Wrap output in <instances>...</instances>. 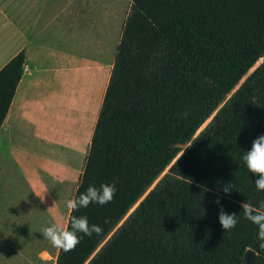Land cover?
<instances>
[{"label": "trees", "instance_id": "16d2710c", "mask_svg": "<svg viewBox=\"0 0 264 264\" xmlns=\"http://www.w3.org/2000/svg\"><path fill=\"white\" fill-rule=\"evenodd\" d=\"M24 58L0 70V127ZM260 135L264 0H131L73 199L90 185L117 191L108 204L70 210L65 229L86 216L102 233H78L56 264H85L126 216L87 264H242L247 250L250 264H264V240L240 208L264 201L242 159ZM218 198L237 214L231 230Z\"/></svg>", "mask_w": 264, "mask_h": 264}, {"label": "crops", "instance_id": "0c3cea01", "mask_svg": "<svg viewBox=\"0 0 264 264\" xmlns=\"http://www.w3.org/2000/svg\"><path fill=\"white\" fill-rule=\"evenodd\" d=\"M130 7L131 0H0V70L19 52L23 51L25 55L22 77L0 127V133L10 113L14 111L11 115L12 129L9 134L23 138L25 134L19 132L20 127L31 118L32 109L37 108L40 112L45 109V90L56 89L57 100L59 90L67 88L66 80L77 73L90 70L95 74L101 71L110 73ZM109 56L112 58L110 63ZM95 81L94 84L97 83L96 77ZM88 116V110L84 109L78 136L70 133L68 139L67 132L63 129L56 131L65 137L64 144L59 148L66 150L67 146L71 145V151L74 152L71 156L64 157L57 148V160L64 159L62 161L66 162L65 170L54 167L56 171L53 182L45 176L38 181L31 176L27 197L23 194L21 196L25 202L24 210L27 211L35 206L36 201L42 200L43 204L38 206L36 216H48L47 226L54 224L61 228L60 220H51L54 216L57 218L58 214L52 210L51 186H57L56 199L68 193L73 199L76 187L59 191L58 186L66 187L72 182L77 167L83 170L97 120H94L93 125H87L85 134ZM34 157L32 155L31 158L37 162L36 166L44 161ZM35 182L39 184L37 192H33ZM42 211H47L48 215ZM67 219L68 217H65L62 229L66 228ZM39 241L34 251L27 241H22L26 245L22 252L24 263L50 264V252L53 251L56 264L59 248L54 247L44 236H41Z\"/></svg>", "mask_w": 264, "mask_h": 264}, {"label": "rangeland", "instance_id": "374dc122", "mask_svg": "<svg viewBox=\"0 0 264 264\" xmlns=\"http://www.w3.org/2000/svg\"><path fill=\"white\" fill-rule=\"evenodd\" d=\"M111 59V56H109V63ZM260 63L261 59L250 69L248 74ZM109 74L108 71H101L95 74L92 70L84 71L81 74L77 73L72 78L66 80L67 88L59 90L57 100L55 99L56 89L45 90L47 92L45 96L47 101L45 109L42 112L37 110V108L32 109L31 118L20 127L21 130L19 129V132L25 134L23 138L9 134L12 129L11 115L14 114V111L10 113L7 123L0 133V159L4 157L3 160H0V264H26L22 257V252L26 245L22 241H27L32 247V251L35 250V246L39 245V239L43 236L42 229L47 227L46 221L48 217L46 215L41 218L36 216L37 208L43 202L42 200L36 201L35 206L30 211H27L24 210L25 202L21 196L23 194L26 195L24 197H27L31 176L36 181L42 176H45L53 182L56 171L54 167H58L59 170H65L66 162L62 161L64 160L63 158L61 161H58L57 155L62 153L64 157H68L67 155L71 156V153L74 152L73 150L71 151V145L67 146L66 150L59 148L64 144L65 137L61 132L58 133L56 131L63 129L67 132L68 139L70 138V133L78 136L80 134L81 113L86 109L89 112V116L87 117L88 121L85 123L84 130L86 134L87 125H93L94 120L97 118ZM95 77L97 83L94 84L96 82ZM33 100L36 101L37 99ZM209 121L210 119L203 124L198 132ZM57 148H59V153ZM32 155L44 161L42 163L39 162L38 166H36L37 162L31 158ZM167 171L168 168L164 170L158 180ZM75 172L74 180L68 183L66 187L65 185L58 186L59 191H63L65 188L71 190L77 186L82 168L77 167ZM38 186L39 184L37 182L33 184V192H37V189L39 190ZM56 187L51 186L50 194L52 196V210L54 212L57 211L58 214L57 218L54 216L51 220H60V227L62 229L63 221L69 214V209L66 208V202L72 198L70 193H68L62 196L59 195L60 198L56 199ZM135 206L130 212H132ZM42 213L48 215L47 211H42ZM123 220L106 237L85 264L97 254L117 231ZM53 253V251L50 252V264H55Z\"/></svg>", "mask_w": 264, "mask_h": 264}, {"label": "clouds", "instance_id": "9594fccd", "mask_svg": "<svg viewBox=\"0 0 264 264\" xmlns=\"http://www.w3.org/2000/svg\"><path fill=\"white\" fill-rule=\"evenodd\" d=\"M248 171L253 175H258L259 179L255 181L257 190L264 191V135L256 137L242 157ZM232 188L224 187L223 193L230 194ZM115 182L110 184H101L98 188L90 185L84 193H81L74 199L66 202V208L72 212L78 211L80 208H87L90 204L105 205L110 203L116 194ZM215 203L219 206L218 220L223 231H228L238 223V217L235 213H227L224 211L218 198ZM240 208L243 210L244 217L258 228V239L264 240V201H261L259 207L253 206L249 202H241ZM70 227L67 229L58 228L56 225H50L42 229L43 236L47 238L51 244L60 248L65 252L73 251L80 243L81 237L78 233L86 236H92L93 233L100 235L102 229L98 225H89L86 216H70ZM264 247V244L261 245Z\"/></svg>", "mask_w": 264, "mask_h": 264}, {"label": "water", "instance_id": "95a60500", "mask_svg": "<svg viewBox=\"0 0 264 264\" xmlns=\"http://www.w3.org/2000/svg\"><path fill=\"white\" fill-rule=\"evenodd\" d=\"M263 56V55H262ZM176 147H178V148H180V149H184V148H186L187 147V144H178V145H176ZM155 185V184H154ZM149 191V190H148ZM148 193V192H147ZM146 193V194H147ZM145 194V195H146ZM142 200V199H141ZM140 200V201H141ZM139 201V202H140ZM138 205V204H137ZM137 205L135 206V207H137ZM135 209V208H134ZM133 209V210H134ZM132 210V211H133ZM131 213V212H130ZM254 252L252 251V250H247L246 251V253H245V255H244V258H243V260H242V264H250V262L252 261V258H253V256H254Z\"/></svg>", "mask_w": 264, "mask_h": 264}]
</instances>
